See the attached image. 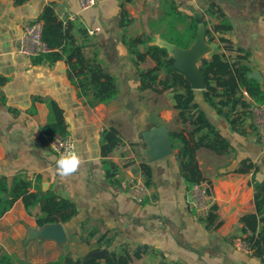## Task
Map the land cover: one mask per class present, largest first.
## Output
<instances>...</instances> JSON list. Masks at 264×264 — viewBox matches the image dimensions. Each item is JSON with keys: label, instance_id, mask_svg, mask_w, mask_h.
<instances>
[{"label": "crops", "instance_id": "0c3cea01", "mask_svg": "<svg viewBox=\"0 0 264 264\" xmlns=\"http://www.w3.org/2000/svg\"><path fill=\"white\" fill-rule=\"evenodd\" d=\"M174 1L179 11L198 22L194 48L201 58L221 52L219 37H225L234 48L250 55L249 75H257L264 83V0ZM96 2L95 7L83 11L78 0H30L21 5L0 0V177L10 181L17 174H26L35 185L36 177L41 176L36 185L73 201L78 211L72 221L62 224L67 235L62 245L38 238L41 229L18 200L0 219V246L31 264L58 260L65 245L84 258L97 247L95 240L90 245L79 240L81 225L87 223L101 233L115 235L112 250L123 244L146 246L148 253L134 264H264V257L235 244L245 237L241 218L256 211L252 183L264 182V140L253 124L252 100L244 96L250 108L234 126L204 100V89L195 90L199 109L228 144L222 154L208 148L197 152L202 182L211 185L214 196L211 215L199 219L186 202L188 188L179 167L178 149L169 136L171 130L182 128L177 122L179 111L174 109L175 93L142 92L140 72L155 63L147 58L137 66L124 43V38L144 32L153 34L154 45L165 42L149 24L160 12V0ZM47 7L53 8L60 21L88 32L91 47L86 49V57L91 59L96 52L97 63L117 78L116 100L91 105L70 79L65 60L35 64L34 58L17 52L23 28L41 21ZM217 9L230 30L215 34L209 42L206 31L222 21ZM123 12L132 19L125 26ZM50 101L62 109L82 161L78 172L69 177L56 173L60 156L50 149L51 138L42 136ZM110 129L119 133L121 141L104 155L102 138ZM134 170L143 172L150 190V198L141 205L128 196Z\"/></svg>", "mask_w": 264, "mask_h": 264}, {"label": "trees", "instance_id": "16d2710c", "mask_svg": "<svg viewBox=\"0 0 264 264\" xmlns=\"http://www.w3.org/2000/svg\"><path fill=\"white\" fill-rule=\"evenodd\" d=\"M28 1L30 0H15V3L21 5ZM159 7V14L149 22L151 28L160 38L176 48L190 49L197 36L196 19L179 11L174 0H160ZM215 12L222 21L212 30L206 31L209 42L215 39V34H224L230 30L229 23L220 10L217 9ZM40 20L44 23L43 40L51 51L44 56L35 57L34 63L54 64L65 60L69 66L70 79L80 90V95L89 98L91 105L106 104L116 100L119 93L117 78L97 63L96 52L91 59L86 57L85 51L91 47L88 32L69 21H60L51 7L43 11ZM130 22L132 19L123 12L122 26ZM219 40L223 44V50L209 57H203L199 64L205 84L202 93L204 100L219 115L225 116L232 125L236 126L242 114L250 108V104L244 100L245 94L253 104L264 102V83L249 76L250 55L247 52L234 48L230 40L225 37H219ZM152 41L153 34L146 32L139 37L124 38L128 52L137 66L146 62L147 58L155 63L154 67L140 72V90L142 92L149 90L155 95L168 91L175 93L174 109L179 111L177 122L182 128L171 130L169 136L172 146L178 149L179 167L189 190L204 180L197 161L198 150L208 148L222 154L228 148V144L209 122L204 112L199 109L196 91L192 89L190 82L182 74L168 71L174 63L173 56L167 48L154 45ZM231 53L235 54L234 57ZM48 106L50 115L42 136L50 139L55 134L67 135L62 109L54 101H50ZM238 109L244 112H237ZM120 141L119 133L115 129L107 131L102 138L103 154H110ZM146 174L149 178L148 169ZM41 181V176H37L35 183L39 184ZM36 184L34 185V180L26 174H17L10 181L7 177H0V219L18 200H22L27 213L35 218L38 228L67 224L78 215L73 201L61 198L52 189L43 191V188ZM252 185L256 211L241 218V231L245 235L243 241L248 249L253 251L254 255L264 257V182L254 180ZM34 188L35 191H32ZM80 232L81 242L90 245L95 240L97 246L95 250L102 248L110 250L115 240V235L101 233L99 228L88 227L87 223L81 225ZM148 251L146 246L123 244L112 250L109 258L84 260L77 255L71 245H65L58 260L49 264H134L135 259L144 258ZM0 264L31 263L14 258L0 246Z\"/></svg>", "mask_w": 264, "mask_h": 264}, {"label": "built area", "instance_id": "2783aa9c", "mask_svg": "<svg viewBox=\"0 0 264 264\" xmlns=\"http://www.w3.org/2000/svg\"><path fill=\"white\" fill-rule=\"evenodd\" d=\"M83 11L89 10L96 6V0H78ZM43 22L34 21L23 28L19 41L17 52L27 58L44 56L51 51L46 42L43 40ZM246 95V94H245ZM253 116V124L258 135L264 140V102L262 104H253L250 108ZM50 149L59 156L71 152H76L73 137L70 134H55L49 141ZM135 169V168H134ZM142 171L134 170L131 174L130 187L128 196L137 204H144L150 198V190L142 178ZM186 202L193 209L199 219H206L214 206V196L212 187L207 182L195 184L186 193ZM236 247L243 251H248L246 243L238 239Z\"/></svg>", "mask_w": 264, "mask_h": 264}, {"label": "water", "instance_id": "95a60500", "mask_svg": "<svg viewBox=\"0 0 264 264\" xmlns=\"http://www.w3.org/2000/svg\"><path fill=\"white\" fill-rule=\"evenodd\" d=\"M157 46L167 48L169 53L174 58V63L168 69L169 72H178L182 74L190 82L193 90L205 89V84L202 79L200 70L199 68H197V64H200L202 58L200 57V51L197 48H194V45L188 50L178 49L174 45L166 41L162 45ZM250 77L259 79L257 75ZM40 229L41 230L37 233V235L38 238L42 240H54L62 245L67 241V235L62 224L49 225ZM110 256L111 253L106 248H102L91 251L83 259L88 260L94 258L103 260L109 258Z\"/></svg>", "mask_w": 264, "mask_h": 264}, {"label": "clouds", "instance_id": "9594fccd", "mask_svg": "<svg viewBox=\"0 0 264 264\" xmlns=\"http://www.w3.org/2000/svg\"><path fill=\"white\" fill-rule=\"evenodd\" d=\"M81 163V158L75 152L61 155L56 160V173L62 178L72 176L78 172Z\"/></svg>", "mask_w": 264, "mask_h": 264}]
</instances>
